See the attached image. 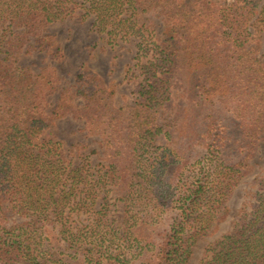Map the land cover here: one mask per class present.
Wrapping results in <instances>:
<instances>
[{
	"label": "trees",
	"instance_id": "obj_1",
	"mask_svg": "<svg viewBox=\"0 0 264 264\" xmlns=\"http://www.w3.org/2000/svg\"><path fill=\"white\" fill-rule=\"evenodd\" d=\"M78 9L111 39L144 38L141 15L160 12L157 58L141 67L130 103L116 106L115 91L83 69L48 109L55 67L19 64L35 51L60 59L44 31ZM263 36L264 0H0V264H185L253 169L264 131ZM173 87L184 90L178 109ZM222 113L240 129L237 157ZM68 116L100 137L102 174L90 177L49 135ZM260 187L255 207L199 264H264ZM104 188L121 195L118 226L107 220L106 194L92 208ZM5 205L19 223L3 224ZM74 208L95 217L72 227Z\"/></svg>",
	"mask_w": 264,
	"mask_h": 264
},
{
	"label": "rangeland",
	"instance_id": "obj_2",
	"mask_svg": "<svg viewBox=\"0 0 264 264\" xmlns=\"http://www.w3.org/2000/svg\"><path fill=\"white\" fill-rule=\"evenodd\" d=\"M217 2L218 0H213ZM82 11L78 9L76 16L48 25L44 34L55 37L61 50V58H53L46 51H35L32 54H22L19 58L21 66H30L38 71L42 66L51 64L58 76L57 92L46 100V106L51 109L59 92L63 88L73 87L74 78L83 69H88L111 89L115 91L116 106L130 103L135 96L137 85L143 79L141 67L157 58L155 43L164 31V21L159 11H152L141 15L139 24L143 25L144 38L136 36L117 37L111 39L107 34L99 32L93 23V17L83 19ZM258 44L259 54L264 60V36ZM1 49V48H0ZM184 90L181 87L171 89L172 103L180 108L185 103ZM222 123L228 136L227 147L234 149L237 157L236 142L241 137L236 121L227 113L221 114ZM49 135L63 143L67 157L74 159V165L83 168L90 177L104 172L105 162L102 159L103 144L100 137L89 135L84 129V122L71 116L56 120L48 130ZM253 169L246 175L234 190L228 202L227 210L212 230L200 237L192 246V254L185 264H199L205 257L206 249L216 240L228 234L239 222L242 213L252 210L256 205L257 192L264 182V131L262 139L256 148V155L252 161ZM108 189V190H107ZM103 189L92 207L97 210L106 194L109 198V212L107 220L116 226L121 223V196L114 189ZM5 219L3 224L11 226L19 223L22 218L4 206ZM221 216V217H222ZM95 215L90 210L70 213L69 222L72 227H81L90 223ZM16 264H26L17 262Z\"/></svg>",
	"mask_w": 264,
	"mask_h": 264
}]
</instances>
